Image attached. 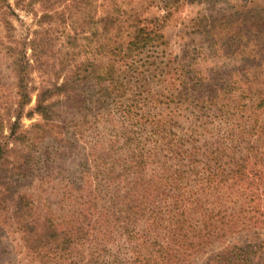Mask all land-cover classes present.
I'll return each instance as SVG.
<instances>
[{"label":"trees","instance_id":"16d2710c","mask_svg":"<svg viewBox=\"0 0 264 264\" xmlns=\"http://www.w3.org/2000/svg\"><path fill=\"white\" fill-rule=\"evenodd\" d=\"M107 1L79 58L61 55L46 31L20 42L14 6L0 0V54L15 78L12 90L0 70V230L20 233L32 264H188L228 235L264 227V0L202 18L198 32L225 61L208 72L169 53L164 33L196 0ZM79 93L118 127L97 134L106 148L87 147L77 181L56 188L58 217L31 193L52 181L34 154L44 144L48 168L88 143L82 122L58 113L71 114ZM34 115L43 123L24 128ZM262 247L235 245L208 264H252Z\"/></svg>","mask_w":264,"mask_h":264},{"label":"rangeland","instance_id":"374dc122","mask_svg":"<svg viewBox=\"0 0 264 264\" xmlns=\"http://www.w3.org/2000/svg\"><path fill=\"white\" fill-rule=\"evenodd\" d=\"M82 1V2H81ZM125 4L121 7L123 9H131L130 7L139 6L133 0H124ZM15 9V16L13 17V33L20 42L30 41L34 38L36 31L48 32V37L55 39L58 44V51L61 55L65 53H77L80 58V54L89 49L91 33L90 19L97 14L106 13L111 5L107 0H26L24 8L16 7L15 0H10ZM131 2V3H130ZM242 0H196V3L186 4L179 8L172 19L168 22L164 29L165 38L168 41V51L174 57H178L186 67L194 66L203 71H210L212 67H218L225 64L224 60L214 59L213 51L209 49L207 38L202 36L198 32L201 27L202 18L207 17H219L220 15L229 14L230 9L233 6L239 5ZM25 3V2H24ZM144 5H141L143 7ZM146 8V6H144ZM156 10V9H153ZM151 11L144 12V16L151 15ZM125 32V31H124ZM126 31L124 37L127 36ZM3 33H1L2 35ZM124 34V33H123ZM94 43L91 45L92 50L95 49ZM83 51V52H82ZM31 51H28L30 55ZM69 54V55H70ZM7 57L0 54V70L5 77V82L8 87L13 90L15 83L14 75L9 68V62ZM228 61V60H226ZM231 68V67H230ZM36 76V75H34ZM36 85H39L37 77H35ZM88 94L79 93L74 97L72 113H62L61 106L58 108L62 119L67 121H74L76 123L82 122V133L88 143L83 141L77 142L74 149H70L66 152L68 155L64 158H56L51 162L48 168L41 161L42 153L46 149L43 146H38L35 154L38 160L37 168L40 169L39 174L41 176L49 174L52 177V181L47 187L32 190L33 197L39 201L42 199H49L54 207L55 215L60 217V196L56 188L71 184L77 181L82 171V162L84 156L87 155V147L90 148L96 145L101 147L96 140V135L101 134L106 137L113 134V131L118 126L108 125L104 118L96 119L95 104L88 100L84 103ZM35 95L33 96L30 107L35 104ZM101 112H106L102 109ZM100 121V122H97ZM43 123L41 116L34 115L33 118L25 117L23 119L24 128H30L34 124ZM5 134H8L5 133ZM48 145L49 143L46 142ZM101 148H106L107 142L103 140ZM50 146V145H49ZM36 180L35 185H39ZM41 209H37L39 214L44 213L43 203H39ZM39 208V207H38ZM42 212H41V211ZM69 210V209H67ZM67 215L69 213L67 212ZM34 216L33 220L41 223L42 220H38V217ZM245 243H259L263 247L256 255L252 264H264V227L252 228L247 231L239 232L236 234L228 235L221 241H216L212 245H209L197 255H195L188 264H208V259L215 254H219L226 248H230L235 245H243ZM0 264H32L27 257L22 236L19 232H12L11 230H0ZM215 264V263H213Z\"/></svg>","mask_w":264,"mask_h":264}]
</instances>
